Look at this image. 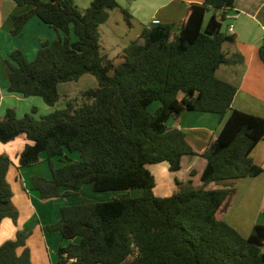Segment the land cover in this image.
Returning a JSON list of instances; mask_svg holds the SVG:
<instances>
[{
    "label": "trees",
    "instance_id": "trees-1",
    "mask_svg": "<svg viewBox=\"0 0 264 264\" xmlns=\"http://www.w3.org/2000/svg\"><path fill=\"white\" fill-rule=\"evenodd\" d=\"M13 1L31 7L13 16V35L37 16L59 36L43 42L32 61L19 50L10 53L5 60L9 92L40 96L56 107L60 83L91 74L98 84L39 118L31 114L19 118L15 109H7L0 118V142L20 136L28 141L17 168L39 163L41 153H46L51 178L30 179L43 200L64 196V187L143 190L138 198L122 194L105 202L83 199L62 207L61 218L45 229L80 241L61 247L57 264H264V224H256L244 237L222 219L233 204L237 182L263 172L251 153L264 138V118L232 109L238 88L217 76L221 66L243 62L240 54L224 51L234 37L222 31V25L236 0L190 4L177 34L171 24L144 26L117 56L118 63L100 46V27L119 8L117 0H92L84 12L75 0ZM122 13L131 25L130 12ZM258 54L264 61V39ZM154 102L159 106L151 113L148 108ZM185 112L225 118L202 151L183 130L167 124ZM66 150L78 152L79 160L54 167L53 158ZM184 155L206 160L200 183L176 179L175 192L156 196V180L147 166L167 162L176 172ZM12 164L0 154V225L18 216L6 181ZM190 174L193 177L196 171ZM27 238L28 233L19 231L15 239L1 244L0 264H31Z\"/></svg>",
    "mask_w": 264,
    "mask_h": 264
},
{
    "label": "crops",
    "instance_id": "crops-1",
    "mask_svg": "<svg viewBox=\"0 0 264 264\" xmlns=\"http://www.w3.org/2000/svg\"><path fill=\"white\" fill-rule=\"evenodd\" d=\"M146 1L150 7L149 11H146L147 14L138 10L131 11V21H137L142 26V30L144 26L153 22L171 24L173 32L177 34L187 15L189 5L202 3L204 0ZM30 8V6H17L12 0H0V118L5 115L9 108L15 109L19 118L25 114L39 118L56 109V107L48 106L40 96L24 97L19 93L8 91L9 80L5 60L9 58L10 53L19 50L27 61H32L43 42L59 35L37 16L31 17L19 34L13 35L11 32L13 16L21 15ZM208 14L210 17L211 13ZM111 15L113 14L110 13L108 20ZM207 19L205 17V23L208 21ZM229 26L233 27V33L230 36L234 37V40L224 45L227 47L226 52L230 55L240 54L243 59L240 64L226 66L228 67L227 75L235 78V81L231 83L238 88L232 101V109L264 118V61L258 54V49L264 39V0H236L234 8L229 10L222 25V31L227 35H229ZM142 30H136L135 35H139ZM91 83L93 84L94 81ZM95 86L96 84L92 87ZM224 121L225 118L222 120L217 114L185 112L178 121L170 119L167 124L169 127H177L183 130L194 148L202 151L218 135ZM27 143L28 141L24 136L17 137L8 143H0V154L8 155L13 163L10 181L11 187L16 193V201H19V203L16 202L17 209L24 211L17 230H13L17 225L10 226L8 219L2 221L0 229L6 228L10 239L3 240L0 245L7 240H12L15 237L13 235H16L18 231L28 232L26 241L28 245L32 246L31 242L38 239L35 251L34 248L31 251L32 264H57L58 250L70 242L79 243L80 238L69 241L64 239L59 231H47L45 227L56 223L61 218V208L66 206L65 199L72 198L68 194L69 192L78 193V191L88 187H84L87 186L84 185L78 190L64 187L62 189V192L66 193L64 196L43 200L39 192L33 188L30 179L32 176L51 178L49 164L42 160L40 164L29 166L28 169L26 167L17 168V158ZM71 154L73 153L65 151V156L71 158ZM251 157L255 164L262 167L263 172L256 177L242 178L237 182L233 204L222 216V219L234 227L242 236H249L256 224H264V138L254 148ZM56 158L59 160L55 161ZM53 159L54 167L63 165L62 159L58 157ZM149 166L147 167L156 180L154 194L156 196H168L177 189L176 179L180 181L191 179L193 184L197 186L206 166V160L201 156L184 155L181 161V169L176 172L169 170L167 162L155 164L153 169L151 164ZM191 170L196 171L193 177L190 174ZM14 171L16 172L15 180L13 179ZM69 201L71 204L76 203L73 198ZM21 252L22 249L19 248L18 253Z\"/></svg>",
    "mask_w": 264,
    "mask_h": 264
},
{
    "label": "rangeland",
    "instance_id": "rangeland-1",
    "mask_svg": "<svg viewBox=\"0 0 264 264\" xmlns=\"http://www.w3.org/2000/svg\"><path fill=\"white\" fill-rule=\"evenodd\" d=\"M44 1H49V0H44ZM91 1L92 0H75V4H76L77 8L79 9V11L84 12L90 6ZM117 1H118L119 8H116L113 11H111L110 13L113 14V15H111V18L108 20L107 23H104L100 27L101 51L103 53H106L110 59H113L115 61V63H118L120 61V59L117 58V56L122 52V49L128 45V42H129L128 40H135V38L138 36V35H135L136 30H139V31L142 30V26L135 20H132L131 25H129L123 17L122 10H127L129 12L134 11V10H138V11H141V12H144L145 14H147L146 11L148 12L149 8H150L148 6V2L146 0H117ZM115 13H116V15H115ZM208 16H209V14L206 16V18L209 19ZM12 22H13V20H12ZM53 30H55V29H53ZM124 30H125V32H124ZM60 33L62 36L63 33L62 32H60ZM139 34H141V33H139ZM71 37L73 40H76V36H75L73 31L71 32ZM56 38H58V37H55L54 39H56ZM54 39H51L49 41H52ZM228 43H230V42H228ZM224 51H227V47H225V46H224ZM227 69H228V67L221 66L217 70V76L220 79L227 80L229 82H234L235 78L227 75ZM91 79H92V81H94L93 84L91 83L92 81H90ZM94 84H96V86L92 87V86H94ZM97 85H98L97 79L91 74H85V75L81 76L78 80H75V81L60 83L58 85V92L60 94V100L56 105V109L64 108L66 106L67 100L72 99V98H77V97L79 98L81 92H83L87 89H90V88H96ZM158 106H159V102H154L152 105L149 106L148 109L151 113H154ZM68 153H69V151H68ZM70 153H73V154H71L72 155L71 158L65 156V154L58 157V158L62 159L63 164L68 162L69 159L73 160V161L79 160L78 159V157H79L78 152H70ZM2 155L8 156L6 154H2ZM42 160H44V162H46V164H48L47 156H46L45 152L41 153L40 162L35 164V165L40 164ZM53 160H52V162H53ZM58 160L59 159L56 158L55 161H58ZM153 165H155V164H151L152 169H153ZM28 168L29 167H26V169H28ZM9 170L10 171H8V173L6 175V181H7L8 185L12 191L11 202H12L13 207L18 211V216H17L16 221H13L10 218H7V219L9 220L8 222L10 223V226L13 227V226L17 225V227H15L13 229V230H17V228L19 227V224L22 221V216L24 215V211H22V209H20V211L17 209L16 202L18 200L16 201V193H15V190L11 187L12 183L10 181L12 178V173H13L12 166H10ZM39 170H41V169H39ZM150 170H151V167H150ZM15 175H16V172L14 171V175H13L14 180H15ZM84 187H88V188H84L83 190L78 191V193H76L79 197L74 195V194L70 195L76 201V203H75L76 205L80 204L83 199H89V200L98 201V202H105V201H109V200L118 198L122 194H128L130 197H133V198H138V197H141L143 195L142 189H131V190L126 191V192H120V191L95 192L94 190H92V188L89 185L84 186ZM95 194H98V195H95ZM72 198H68V199L64 198L65 202H66V206L75 205V204H71L69 201ZM17 203H19V201ZM5 229L6 228H3V227L0 229V243L3 240L10 239V237H9L10 235L7 234V230H5ZM26 233H28V232H26ZM14 236L16 237L17 234L16 235L14 234L13 237ZM15 237L12 239H15ZM244 237H247V236H244ZM37 244H38V239H36V241L34 240L31 242L32 246H30V244L29 245L27 244L29 252H30L31 264H32V259H31L32 258V252L31 251H32V248H34L33 250L35 251V247L37 246Z\"/></svg>",
    "mask_w": 264,
    "mask_h": 264
},
{
    "label": "built area",
    "instance_id": "built-area-1",
    "mask_svg": "<svg viewBox=\"0 0 264 264\" xmlns=\"http://www.w3.org/2000/svg\"><path fill=\"white\" fill-rule=\"evenodd\" d=\"M228 33H229V35L233 33V27L232 26H229Z\"/></svg>",
    "mask_w": 264,
    "mask_h": 264
}]
</instances>
